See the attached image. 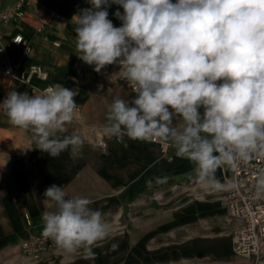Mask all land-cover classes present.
Segmentation results:
<instances>
[{
	"label": "clouds",
	"instance_id": "9594fccd",
	"mask_svg": "<svg viewBox=\"0 0 264 264\" xmlns=\"http://www.w3.org/2000/svg\"><path fill=\"white\" fill-rule=\"evenodd\" d=\"M88 2L91 7L74 16L76 55L97 73L118 65V79L135 93L109 105L104 134L121 142H167L192 163L188 176L194 183L235 189L233 180L217 177L218 170L264 158V0ZM112 4L123 9L114 13L120 27L108 18ZM76 95L61 84L39 95L12 90L0 110L32 134L41 152L58 157L70 150L76 158L80 136H58L78 112ZM168 179L155 177V183ZM146 185L151 188L153 180ZM43 196L54 202V210L42 213L43 237L66 254L83 249L94 259L93 247L111 234L102 212L88 198H67L55 184ZM254 197L264 200V167L255 174Z\"/></svg>",
	"mask_w": 264,
	"mask_h": 264
},
{
	"label": "rangeland",
	"instance_id": "374dc122",
	"mask_svg": "<svg viewBox=\"0 0 264 264\" xmlns=\"http://www.w3.org/2000/svg\"><path fill=\"white\" fill-rule=\"evenodd\" d=\"M36 10L46 11L48 9L57 10L61 14H79L83 8H90L88 0H29ZM175 2V0H173ZM108 10L109 19L113 25L120 27L122 22L115 21L113 7ZM121 13L123 9L121 7ZM72 23H68L65 29H70L69 36L75 37ZM45 26L39 31L43 38L50 43L58 42L56 47L60 55L68 56L71 63L76 57V42L66 38L59 41L49 35ZM43 39L41 45L46 41ZM71 42V44L69 43ZM53 46V45H52ZM46 58H51L50 54ZM23 59V57H21ZM46 64L49 63L45 62ZM67 68V67H66ZM83 72L80 76L72 73H65L68 83L75 85L79 95L88 101V111L93 120L107 121V111L109 105L114 101L116 95L119 98L131 100V91L126 82L114 79L118 65L106 66L100 73L94 71V66L83 63ZM65 71L63 66L59 67ZM70 69V68H69ZM82 71V70H81ZM70 76V77H69ZM77 79V81H76ZM66 82V81H65ZM112 85V86H111ZM126 89L128 94L125 96L121 88ZM73 86H69L71 89ZM112 87V89H109ZM74 89V88H72ZM19 93H24L19 91ZM5 98L7 94L5 93ZM3 85L0 84V103H3ZM79 110L76 119L83 118L82 106L77 105ZM0 110V126L8 128L11 133L19 131L12 137L13 142L23 143L22 149H11L4 155L6 157V174L0 172V218L9 215L11 218L14 213L24 222L27 230L25 235L13 240L7 248V259L9 264H19L16 260L18 250L14 247L20 242L41 232L33 230V221L30 218L31 206L34 192L43 196L47 183H41V177L49 175L50 165L47 153L41 152L36 148V144L31 139L30 132L4 123V116ZM79 113L82 117L79 116ZM76 121V120H75ZM108 122V121H107ZM67 131L58 133L60 138L66 135H78L83 141V147L79 153L97 147L94 141L85 138L79 131L76 123L66 125ZM77 131V132H76ZM92 151V150H91ZM78 155V156H79ZM106 154L99 150V157ZM2 156V155H1ZM70 155V150L62 152L58 158H65ZM42 162L35 164L37 161ZM47 163V164H46ZM222 182L224 177L220 170ZM34 179L38 183L33 188ZM225 191L207 192L201 189L199 184L194 183L189 177L174 183L156 185L147 190L136 202L124 198L122 201L117 199H106L104 205H90L98 209L103 214L105 222L111 225V234L108 239L99 242L93 247L95 258H88L83 249L75 254H66L59 248L51 249L38 257H32L26 264H264V257L243 258L235 254L233 250L232 236L236 227V219L230 216L224 202ZM3 205L6 210L3 209ZM16 217V216H15ZM231 219V221H228ZM1 220V219H0ZM145 234H149L143 239ZM112 244H117L116 250H112ZM19 252L25 256L21 250ZM32 260V261H31Z\"/></svg>",
	"mask_w": 264,
	"mask_h": 264
},
{
	"label": "crops",
	"instance_id": "0c3cea01",
	"mask_svg": "<svg viewBox=\"0 0 264 264\" xmlns=\"http://www.w3.org/2000/svg\"><path fill=\"white\" fill-rule=\"evenodd\" d=\"M12 1L13 0H0V9L9 5ZM109 9L110 7L108 10ZM40 11L42 10L29 8L26 15L22 19L16 21V23H12L7 27H0L3 31L8 30L23 34L27 40V45H34V55L29 57V54L24 55L20 48L11 45V49L9 45L10 43L7 42L10 48L9 52L11 60L17 62L21 67L26 66L30 62L40 63L45 69L49 70V78L53 83L61 84L66 88L73 86L72 88L74 89L71 88V90H74L77 94L75 96L76 104L82 106L83 112V118L81 120L76 118L73 120L81 130L79 131L80 133L84 131L82 130L83 128H91L94 126L104 127L108 122L106 120L102 122L99 120H93L91 113L88 111V101L83 99V95H79L75 85L68 83L66 80L67 75L65 73H71L72 71L74 76L76 75L75 71L72 69V63L78 59V56L76 55L70 63V66L66 64L69 58L68 56L60 55L57 49H55L54 53L52 45L53 43H57V47H59L57 41L50 44L47 51L42 48V46L47 48L46 43L49 44L50 42L46 40L47 38H43L42 34L38 31V12ZM66 19L68 21L70 20L72 24L75 23V21L70 18ZM68 21L51 22L49 25L45 26L46 30L44 32H47L55 39H59V41H65L66 38L75 41V37L68 35L69 33H72L71 30L65 29V26L68 23H71ZM43 39H45L46 42L41 45ZM69 43L71 44V42ZM47 54H50V59L46 58ZM21 57H23V59H21ZM47 60L49 61L48 64L45 63ZM61 66H63V69L65 70L64 72L59 69ZM83 69L84 68L82 67V72ZM119 70L120 69H117L116 72ZM113 78L116 80L118 77L115 74V76L113 75ZM32 83L33 85H26L19 82L16 91L27 92L29 95H37V92L40 93L39 88L41 89L42 82L38 79H34ZM0 84L3 85L4 94L5 83L1 79ZM118 88H121L120 90H122L124 92L123 94L127 96L128 92L126 89H123L120 86ZM109 89H112V87H109ZM116 98L119 97L115 95L113 99ZM4 99L5 94L3 101ZM1 114L4 116V123L6 125L8 123L9 125V119L6 114L4 112ZM79 116L82 117L80 113ZM180 123L181 121L178 119L177 124L179 125ZM6 132L8 135L5 134ZM18 133L19 131L15 130L12 134L8 128L0 126V172L2 174H6L7 163L4 155H8L6 153L10 151V148L23 150V143L13 142L12 139L14 134ZM91 150L85 151L84 154H80L76 158H73L72 156H66L65 158L51 157L48 163L50 165L49 175L47 177H41L39 181L41 183H49L48 185L45 184L44 187H49L53 184L61 186L67 193V198L84 197L93 201V205L100 206L101 204L104 205L107 198L117 199L118 201L128 198L130 199L129 201L136 202L145 192H147V190L151 189L147 187L146 181L150 179L153 180V187L158 185L155 183V177L167 176L169 177L167 184H175L176 182L189 177L188 174L191 173L193 169L192 163L186 159L177 157L175 155V150L172 147L169 148L168 152L171 159H167L165 155L161 153L160 148L156 143L133 141L127 137L124 138L123 142L114 140L109 141L105 153L106 155L104 157L98 156V147H92ZM37 163H39V165L42 164L40 160L35 164ZM37 183V179H34L33 188ZM34 190L30 218L34 223L32 231H37L39 228L43 229L44 226L42 213L44 211L54 210V202L48 200L41 194H38L36 188ZM3 209L6 210L4 205ZM14 214L16 217L14 216L11 218L7 215L1 216L0 218V264H9L10 260L7 259L6 256V253L9 251V248L7 247L13 240H17L18 237H22V235L26 234V231H29L25 228L24 222L19 216V213ZM148 235L145 234L143 239H146ZM25 257L27 256L18 251L16 260L19 264H26Z\"/></svg>",
	"mask_w": 264,
	"mask_h": 264
},
{
	"label": "built area",
	"instance_id": "2783aa9c",
	"mask_svg": "<svg viewBox=\"0 0 264 264\" xmlns=\"http://www.w3.org/2000/svg\"><path fill=\"white\" fill-rule=\"evenodd\" d=\"M29 8L36 10L29 0H13L12 3L0 9V27H7L22 19ZM56 21L68 20L53 9L38 12L39 31L42 27ZM7 42L22 51H25L27 45L23 34L8 30L3 31L0 28V48H3L0 51L1 75L14 77L24 83H32L34 79H38L42 82L41 89L43 92L49 86L55 85L47 77V71L42 64L30 62L21 67L17 62H13ZM83 63L79 58L73 63L77 76L82 74ZM126 85L131 91L130 99H133L135 97L133 88L127 82ZM104 127H101L103 136L96 138L94 141L101 153H106L109 141H119L114 137L106 136L103 131ZM156 144L159 146L161 153L167 159H171V156L168 155L171 146L167 142ZM261 167H264V158H257L247 165L242 164L236 170L227 166L221 169L224 181L233 180L237 184L235 189L225 191L224 202L230 216L236 219V227L232 236L233 250L243 258L255 257L258 259L264 257V200H256L254 197L255 174ZM54 248H56L54 243L43 237L42 231L23 239L19 245V250L31 257H38Z\"/></svg>",
	"mask_w": 264,
	"mask_h": 264
},
{
	"label": "bare ground",
	"instance_id": "6f19581e",
	"mask_svg": "<svg viewBox=\"0 0 264 264\" xmlns=\"http://www.w3.org/2000/svg\"><path fill=\"white\" fill-rule=\"evenodd\" d=\"M90 7H91V4H90ZM111 8V7H110ZM117 10H119V11H121V7L119 6V5H116V4H114V7H113V13H115ZM56 12H58L57 10H56ZM59 13V12H58ZM64 16V18L66 19V18H70L71 20H73V21H75V19H74V16H76L75 14H73V13H68V14H64L63 15ZM114 17H115V15H114ZM23 20H25V19H23ZM115 21H119V19H117L116 17H115V19H114ZM16 23V22H15ZM39 31V30H38ZM27 41V40H26ZM10 45V48L12 49V46H11V44H9ZM58 46V44L57 43H53V51H54V53H55V47H57ZM35 49H34V45L32 44L31 46H28V45H26V49H25V51H22V53L24 54V55H28L29 54V57H32L33 55H34V51ZM61 63V62H60ZM74 63V62H73ZM73 63H72V69L74 70V68H73ZM66 64H68V65H70L71 66V64H70V62L69 61H67V63ZM43 66V65H42ZM44 67V66H43ZM44 69H45V67H44ZM46 71H47V77L49 78V70L48 69H45ZM0 79L2 80V81H4V83H5V91H6V94L8 95V93L10 92V91H12V90H17V88H18V86H19V82L20 83H24V82H22V81H20V80H18V79H16V78H14V77H6V76H4V75H1L0 74ZM50 79V78H49ZM24 84H26V85H33V83H24ZM39 91H40V93L42 94L43 93V90L42 89H40L39 88ZM39 92H37V95H39L40 94ZM78 110H79V108H78ZM77 115V114H76ZM79 123V122H78ZM84 123V122H83ZM91 126V125H90ZM94 126V125H93ZM2 130V129H1ZM82 130H84L83 132H81L83 135H84V137L85 138H88V139H91L92 141H95L96 140V138H100L101 136H103V132H102V128L101 127H97V126H94V127H91V128H83ZM81 131V130H80ZM5 134H7L8 135V133L6 132ZM13 134V133H12ZM9 141V140H8ZM8 144V143H7ZM199 187L201 188V189H204V190H207V192L209 193V192H216V191H218V190H208V189H205V188H203V187H201L200 185H199ZM228 221H231V219H228ZM13 250H18L19 251V245H17L16 247H14V249ZM235 252V251H234ZM236 254V253H235ZM237 255V254H236ZM239 256V255H238ZM25 258H27V260H29V259H32V257L31 256H27V257H25ZM26 260V261H27ZM33 260V259H32ZM31 260V261H32ZM34 262H35V260H33Z\"/></svg>",
	"mask_w": 264,
	"mask_h": 264
},
{
	"label": "trees",
	"instance_id": "16d2710c",
	"mask_svg": "<svg viewBox=\"0 0 264 264\" xmlns=\"http://www.w3.org/2000/svg\"><path fill=\"white\" fill-rule=\"evenodd\" d=\"M217 177H220V170H218L217 172Z\"/></svg>",
	"mask_w": 264,
	"mask_h": 264
}]
</instances>
